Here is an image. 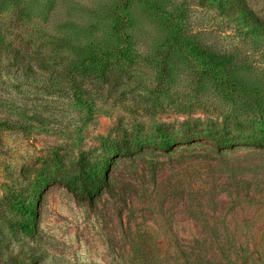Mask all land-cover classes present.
I'll list each match as a JSON object with an SVG mask.
<instances>
[{
  "label": "rangeland",
  "instance_id": "374dc122",
  "mask_svg": "<svg viewBox=\"0 0 264 264\" xmlns=\"http://www.w3.org/2000/svg\"><path fill=\"white\" fill-rule=\"evenodd\" d=\"M124 2L0 0V264H264V148L196 145L117 160L114 193L94 204L59 184L82 160L107 162L123 132L152 138L163 123L177 130L229 114L237 135L251 120L264 136L263 33L224 0ZM241 2L264 23V0ZM116 9L127 41L114 37ZM179 34L233 54L252 93L194 85L185 53L164 75L163 45ZM92 44L112 63L71 72ZM6 53L35 66L7 65Z\"/></svg>",
  "mask_w": 264,
  "mask_h": 264
},
{
  "label": "trees",
  "instance_id": "16d2710c",
  "mask_svg": "<svg viewBox=\"0 0 264 264\" xmlns=\"http://www.w3.org/2000/svg\"><path fill=\"white\" fill-rule=\"evenodd\" d=\"M128 1L125 0L122 6H127ZM224 1L232 17L240 16L246 21L249 30H256L264 34V23L251 15L244 8L241 0ZM118 11L116 9L111 12L115 21L112 31L117 41L122 39L127 41L128 37H124L120 31L126 25V19ZM92 45L93 47L88 49L86 55L80 61V65L76 64L73 66L71 72L82 71L89 74L92 72L91 70L95 69L98 72L104 65L112 63L110 55L102 51L104 47L102 44ZM163 46L166 48V54H168L163 68L164 75L176 70L177 65L173 62L175 54L183 55L185 53L190 59L189 68L191 75L193 74L196 79L194 85L211 86L221 92L230 88L233 93L238 92L240 94L244 92L248 95L252 93L251 90L247 89L250 84L244 83L239 78V70L234 64L233 54L216 52L211 47L203 45L195 37H187L180 34L168 37ZM19 55L18 53H6L7 60L5 63L11 65L13 61L18 60L19 68L23 71H29L30 68H33L32 65L35 64L36 60L34 61L31 56L20 57ZM2 63L0 59V65ZM97 78L102 82L109 80L108 76L101 74V72H99ZM113 80L117 81L118 78L114 76ZM247 100L250 103L252 102V100ZM175 105L180 107L178 102H175ZM183 107L189 108L191 104ZM247 121L250 123L249 132L245 136L236 134L238 133L239 123L235 122L233 116L229 114L224 116V120L219 124L207 123L200 119L186 120L177 130L174 129L173 125L163 123L155 129V136L152 138L144 139L143 136L123 132L120 137H117L109 144L108 151L111 157L107 162L92 165L82 160L75 167L76 174L73 178L69 180L61 179L58 182L65 189L79 196L87 203L94 204L102 200L104 196H111L114 193L112 170L117 160H134L135 157L141 156L148 151L163 152L165 154L173 153L179 149L187 151V149L196 145L216 153L236 150L237 147L264 148V136L258 138L254 123L250 122L251 120ZM20 228L23 231L28 229L27 226H20ZM136 244L135 241L131 243L133 248Z\"/></svg>",
  "mask_w": 264,
  "mask_h": 264
}]
</instances>
